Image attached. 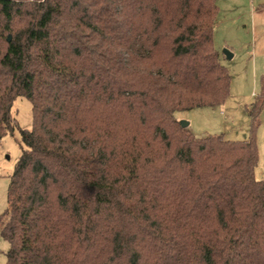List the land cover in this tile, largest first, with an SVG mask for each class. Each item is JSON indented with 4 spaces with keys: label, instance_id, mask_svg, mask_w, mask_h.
<instances>
[{
    "label": "trees",
    "instance_id": "obj_1",
    "mask_svg": "<svg viewBox=\"0 0 264 264\" xmlns=\"http://www.w3.org/2000/svg\"><path fill=\"white\" fill-rule=\"evenodd\" d=\"M217 0H0V143L24 144L7 264H264L261 90L249 137L175 114L223 106ZM32 105V128L13 114Z\"/></svg>",
    "mask_w": 264,
    "mask_h": 264
},
{
    "label": "rangeland",
    "instance_id": "obj_2",
    "mask_svg": "<svg viewBox=\"0 0 264 264\" xmlns=\"http://www.w3.org/2000/svg\"><path fill=\"white\" fill-rule=\"evenodd\" d=\"M217 4L220 12L214 42L232 77L227 109L239 111L238 116L225 125L222 108L194 109L178 112L175 116L180 122H188L197 137L224 134L226 139L243 141L249 137L250 128L245 105H250L255 94H259L260 77L264 74V8H260L255 15L252 11L253 7H264V0H217ZM225 50H229L234 57L228 59L224 55ZM13 114L22 129L32 128V105L27 99L20 97L15 101ZM259 120L261 125L257 138L260 158L256 178L264 180V110ZM24 147L19 130L8 134L0 143V213L9 208L11 176ZM8 249L9 243L0 235V264H7Z\"/></svg>",
    "mask_w": 264,
    "mask_h": 264
},
{
    "label": "crops",
    "instance_id": "obj_3",
    "mask_svg": "<svg viewBox=\"0 0 264 264\" xmlns=\"http://www.w3.org/2000/svg\"><path fill=\"white\" fill-rule=\"evenodd\" d=\"M260 8H264V7H259V8H254L253 7V9H252V11H253V14L255 15L256 14V12L260 9ZM254 51V50H253ZM234 57V56H233ZM224 58L225 59H227L225 56H224ZM221 60H222V56H221ZM222 63L223 64H225L224 62H223V60H222ZM264 75V74H263ZM263 75H261V77L263 76ZM261 77H260V90H261ZM259 93H260V91H259ZM258 96V95H257ZM256 94H255V98L252 100V102L250 103V105L255 101V99H256ZM230 98H231V96H230ZM229 98V99H230ZM228 99V100H229ZM228 100L226 101V103L223 105V106H221V107H218V108H222V110H221V114L224 116V119L226 120V121H224V125H225V123H231V122H233L235 119H236V116H238V113H239V111H238V113H237V111H235V112H233L232 110H230V109H227V104H228ZM249 104H246L245 105V111H246V114L248 115V112H247V108L250 106ZM223 108H224V110H223ZM226 108V109H225ZM239 109V108H238ZM249 116V115H248ZM250 120V119H249ZM224 135V134H223ZM225 136V135H224ZM226 137V136H225ZM259 167V166H258ZM257 169H259V168H257Z\"/></svg>",
    "mask_w": 264,
    "mask_h": 264
},
{
    "label": "water",
    "instance_id": "obj_4",
    "mask_svg": "<svg viewBox=\"0 0 264 264\" xmlns=\"http://www.w3.org/2000/svg\"><path fill=\"white\" fill-rule=\"evenodd\" d=\"M224 55H225L228 59H232V58H233V55L230 53L229 50H225V51H224ZM180 124H181V126H182L183 128H187V127H189V123H188V122L182 121V122H180Z\"/></svg>",
    "mask_w": 264,
    "mask_h": 264
}]
</instances>
